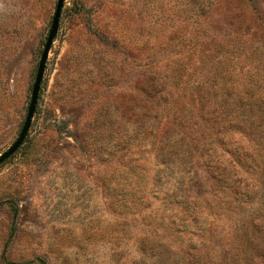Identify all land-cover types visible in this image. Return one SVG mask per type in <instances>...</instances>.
<instances>
[{"label":"rangeland","instance_id":"1","mask_svg":"<svg viewBox=\"0 0 264 264\" xmlns=\"http://www.w3.org/2000/svg\"><path fill=\"white\" fill-rule=\"evenodd\" d=\"M56 3L0 0V153ZM223 258L264 264V0H65L0 164V264Z\"/></svg>","mask_w":264,"mask_h":264},{"label":"water","instance_id":"2","mask_svg":"<svg viewBox=\"0 0 264 264\" xmlns=\"http://www.w3.org/2000/svg\"><path fill=\"white\" fill-rule=\"evenodd\" d=\"M64 1L65 0H57V3H56L50 30H49L46 42L44 44V47H43V50H42V53L39 59L36 76H35L34 84L32 87L31 99H30V103L28 106L25 121L15 141L3 153H0V164H2L5 160L10 158L19 149V147L23 144L29 132V129H30V126L33 120V116H34V113L37 107L39 93L41 89V83L44 77L46 63L49 57V52L53 44V41L56 38L57 33H58L60 18L62 14V8L64 6Z\"/></svg>","mask_w":264,"mask_h":264},{"label":"trees","instance_id":"3","mask_svg":"<svg viewBox=\"0 0 264 264\" xmlns=\"http://www.w3.org/2000/svg\"><path fill=\"white\" fill-rule=\"evenodd\" d=\"M161 91H159V93H160ZM217 183L219 184V185H221L222 186V188H227V187H230L231 189H233L234 191L235 190H238L239 188H240V183H238V182H236V181H227L226 179H222V178H217ZM17 215V211L15 210V216ZM13 232H14V227H13V229L11 230V236H12V234H13ZM237 253H233L232 254V258H234L235 257V255H236ZM234 261H235V263L234 264H240V261H236L235 259H233ZM229 261L228 260H225V258H223V259H221V261L220 262H218L217 263V261L215 260V259H213V260H211V263L212 264H227ZM9 263H11V264H17V263H14V262H9ZM20 264H22V263H20ZM204 264H207L206 262H204ZM229 264V263H228ZM244 264H256L255 263V261H254V258L253 259H248V258H246V259H244Z\"/></svg>","mask_w":264,"mask_h":264}]
</instances>
